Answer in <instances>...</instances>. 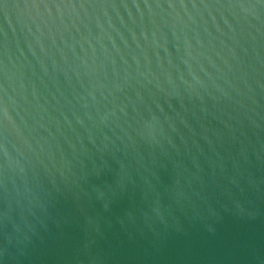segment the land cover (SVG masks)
I'll use <instances>...</instances> for the list:
<instances>
[{"label": "water", "instance_id": "water-1", "mask_svg": "<svg viewBox=\"0 0 264 264\" xmlns=\"http://www.w3.org/2000/svg\"><path fill=\"white\" fill-rule=\"evenodd\" d=\"M0 264H264V0H0Z\"/></svg>", "mask_w": 264, "mask_h": 264}]
</instances>
